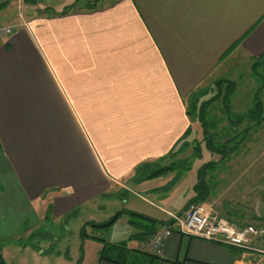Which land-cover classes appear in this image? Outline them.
I'll return each mask as SVG.
<instances>
[{"label":"crops","instance_id":"crops-1","mask_svg":"<svg viewBox=\"0 0 264 264\" xmlns=\"http://www.w3.org/2000/svg\"><path fill=\"white\" fill-rule=\"evenodd\" d=\"M21 1L29 16L4 26L26 24L0 38V255L22 248L35 264H51L40 245L22 242L43 218L114 185L130 189L137 167L186 146L196 95L217 81L229 89L240 66L251 73L264 62V0H99L93 9L86 0ZM214 173L213 210L264 228V202L259 212L235 207ZM187 201L162 215L131 209L154 223L128 216L108 227L106 241L131 250L126 264H264L263 252L184 233L169 236L161 255L143 250ZM99 253L95 264H113Z\"/></svg>","mask_w":264,"mask_h":264},{"label":"rangeland","instance_id":"rangeland-1","mask_svg":"<svg viewBox=\"0 0 264 264\" xmlns=\"http://www.w3.org/2000/svg\"><path fill=\"white\" fill-rule=\"evenodd\" d=\"M25 8L22 1L0 0V26L11 24V21L18 18V14L28 17L29 13ZM255 67L251 73L248 64L237 69L233 76L234 90L230 96L227 84L223 82L221 87L215 84L192 99L195 105L191 108L192 124L183 141H186V146L179 153H174L171 160L144 167L128 183L130 189L114 185L104 196L82 204L65 216L56 218L49 215L43 218L33 233L23 238L22 242L40 245L52 256L51 264H95L98 251L102 247L103 241L100 239L108 240L110 225L120 226L128 216L132 221L151 223L135 218L131 215L134 212L131 209L147 210L153 214L158 212L156 214L162 215L163 210H179L194 196V184L198 180L199 172L207 168L208 162L220 159V152L207 149L205 141L202 140L203 127L213 133L214 128L217 129L219 137L225 134H238L240 137L247 134L245 146L220 163L217 166L218 171L214 173V166L207 168L206 179L213 181L211 175L214 173L216 182L222 180L224 186H230L228 192L224 193V199L231 200L235 207L246 205L253 212H259L260 204L264 202V62L260 61ZM220 91L222 95L219 100L210 105L200 118L199 107L202 102L216 96ZM227 118H243V121L238 126H231L222 122L227 121ZM247 126L250 131L245 133ZM167 165L172 166L170 170L152 177L146 176L156 168ZM210 192V197H213L215 191ZM112 219L109 226L93 225ZM126 243L130 247L134 241ZM143 250H148V246H143ZM6 251L7 256L3 257L5 264H35L29 251L22 248H10Z\"/></svg>","mask_w":264,"mask_h":264},{"label":"built area","instance_id":"built-area-1","mask_svg":"<svg viewBox=\"0 0 264 264\" xmlns=\"http://www.w3.org/2000/svg\"><path fill=\"white\" fill-rule=\"evenodd\" d=\"M25 24L22 22L20 25ZM20 25L0 26V38L11 35ZM174 233L264 253V249L258 245L264 235V228L251 224L239 228L219 216L207 202H190L178 213L171 214L163 227L150 236L149 252L161 255L165 240ZM253 240L255 244L252 245Z\"/></svg>","mask_w":264,"mask_h":264},{"label":"trees","instance_id":"trees-1","mask_svg":"<svg viewBox=\"0 0 264 264\" xmlns=\"http://www.w3.org/2000/svg\"><path fill=\"white\" fill-rule=\"evenodd\" d=\"M99 0H86V2L89 4H87V8L93 9V7L96 5V3ZM76 2L69 5L68 8H71L72 6H75ZM85 4V5H86ZM260 62V61H258ZM256 64L253 65V69H256L255 67ZM223 81H217L216 84L219 85V87H221ZM228 84L230 85V88L228 89V93L229 96L230 94L233 92L234 90V82H228ZM222 95V92H218L216 96L212 97L211 99L202 102L201 106L199 107V117L201 115H203L207 108L214 104L215 102H217L220 98V96ZM195 105L194 101L192 103V100L189 104L188 107V113L189 116L192 115L191 108ZM201 118V117H200ZM229 119V118H228ZM199 120V118H198ZM230 125L231 126H238L239 124H241V122L243 121V118H239L236 120H232L230 119ZM217 129L214 128L213 131H215V133L208 131V129L203 127V137L202 140L205 141L206 143V147L209 150H214V152H220V159L216 160V161H212V162H208L207 163V168L208 167H217L220 163H223L224 160L228 159L230 157V155H232L233 153L238 152L240 149H242L245 146V141L248 138L247 134H245L244 136H239L238 134L236 135H231V134H225L223 137H219L217 135L218 131H216ZM250 131V127L247 126L245 127L244 132L248 133ZM150 166V163H146L143 164L139 167L136 168V172H139L142 168H147ZM172 166L167 165V166H163L160 168H156L155 170H153L152 172H150L148 175H146L147 177H152L156 174H160L163 172H166L168 170L171 169ZM207 168L206 169H202L199 172L198 175V180L197 182L194 184V196H192L188 201L187 204H189L190 202H206L210 196V188L209 185L207 183V179H206V175H207ZM203 178V179H202ZM186 204V205H187ZM131 215H133L135 218L137 219H143V220H147L150 221L151 223H154V220L151 218H148L145 215L142 214H138L135 212H132ZM113 222V219L106 222V223H101V224H93L94 226H109L111 223ZM136 222V221H133ZM138 222V221H137ZM136 222V223H137ZM232 222V221H231ZM165 223V222H164ZM163 223V224H164ZM247 225V224H246ZM235 226L241 228L245 225L239 226L236 225ZM151 230H148V232H146L147 236L150 233ZM103 242V246H102V250L100 251V259L101 260H105L108 261L110 263L113 264H126L130 258H129V252L131 250H129L128 248L125 247V245H119V244H110L108 243L106 240L104 239H100ZM0 264H5L3 257L0 255Z\"/></svg>","mask_w":264,"mask_h":264},{"label":"water","instance_id":"water-1","mask_svg":"<svg viewBox=\"0 0 264 264\" xmlns=\"http://www.w3.org/2000/svg\"><path fill=\"white\" fill-rule=\"evenodd\" d=\"M203 179V178H202Z\"/></svg>","mask_w":264,"mask_h":264}]
</instances>
